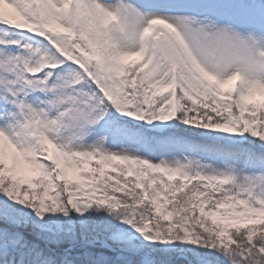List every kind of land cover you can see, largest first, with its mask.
<instances>
[{
    "label": "snow or ice",
    "instance_id": "6c2138e0",
    "mask_svg": "<svg viewBox=\"0 0 264 264\" xmlns=\"http://www.w3.org/2000/svg\"><path fill=\"white\" fill-rule=\"evenodd\" d=\"M249 33L264 0H0V264H264Z\"/></svg>",
    "mask_w": 264,
    "mask_h": 264
},
{
    "label": "clouds",
    "instance_id": "9594fccd",
    "mask_svg": "<svg viewBox=\"0 0 264 264\" xmlns=\"http://www.w3.org/2000/svg\"><path fill=\"white\" fill-rule=\"evenodd\" d=\"M113 27H118L114 25ZM239 31V30H237ZM245 34L241 33L243 37ZM248 35H255L258 44L252 48L247 57L240 63L235 64L230 71L238 72L245 79L253 82L264 81V36L260 34L249 33ZM188 47L205 63L211 53L208 51L209 43L204 40H196L188 38Z\"/></svg>",
    "mask_w": 264,
    "mask_h": 264
}]
</instances>
